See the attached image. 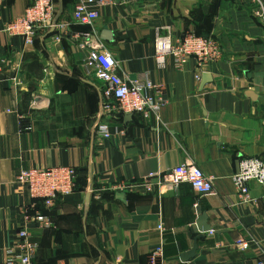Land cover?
<instances>
[{
  "label": "crops",
  "instance_id": "1",
  "mask_svg": "<svg viewBox=\"0 0 264 264\" xmlns=\"http://www.w3.org/2000/svg\"><path fill=\"white\" fill-rule=\"evenodd\" d=\"M52 2L55 21L69 25L58 41L51 31L25 46L0 32V59L18 63L0 72V264L28 203L17 175L54 166L76 170L75 189L41 209L50 228L31 226L37 264H147L158 246L163 264L264 263V186L250 182V200L242 202L232 182L242 159H264V23L254 6L120 0L100 9L93 27H81L71 24L75 0ZM30 3L0 0V27ZM162 28L175 38L192 31L220 43L221 59L205 67L212 80L201 91L194 60L180 70L170 59L157 68L153 43ZM85 32L100 37L120 77L149 72L159 87L154 97L164 102L159 118L99 116L102 86L84 65L87 51L73 40ZM99 124L109 139L99 138ZM185 162L212 177L211 195L199 197L188 185L146 192L135 184ZM196 207L213 234L199 232ZM194 245L195 255L183 261Z\"/></svg>",
  "mask_w": 264,
  "mask_h": 264
},
{
  "label": "built area",
  "instance_id": "2",
  "mask_svg": "<svg viewBox=\"0 0 264 264\" xmlns=\"http://www.w3.org/2000/svg\"><path fill=\"white\" fill-rule=\"evenodd\" d=\"M129 3L132 0H121ZM256 9L255 14L264 23V1L248 0ZM114 0H75L71 19L72 25L93 27L99 17V10L112 6ZM52 0H31L22 16L4 24L0 32L10 37H21L25 46H31L38 34L55 32L58 41L64 34L69 33V25L54 19ZM165 34L157 33L154 38V59L158 69H164L167 59L172 61L176 70H180L192 59L196 63L195 79L201 82L205 67L218 62L222 56L220 43L211 37L198 36L187 31L181 37L175 38L168 28H162ZM78 47L87 51L85 67L102 86V99L99 116L110 113L120 115H140L144 120L151 117L159 118L164 102L155 98L159 91L149 77V72L139 73L134 79H125L118 75V62L109 52L98 35L85 32L73 36ZM10 59H0V72L12 67ZM16 68V67H14ZM13 68V69H14ZM10 82H15L11 78ZM97 135L101 139H109L107 127L99 124ZM238 171L232 176L233 185L242 202L250 200L248 185L256 182L264 186V159L244 158L239 162ZM76 170L70 166H54L47 168H29L20 171L16 182L23 188L28 203L18 211L19 226L15 234V243L5 264H36L35 257L38 243L32 239L31 226L48 229L52 226L48 217L37 209L36 201H41L45 209L54 206L57 200L71 195L75 189ZM146 192L174 191L181 185H188L199 197L212 194L213 179L205 175L192 163H182L163 174H150L148 180L135 183ZM120 188L117 186L116 189ZM115 189V187H114ZM213 234V230L209 231ZM244 247H246L245 244ZM147 264H163V248L155 247L147 256ZM259 264H264L260 262Z\"/></svg>",
  "mask_w": 264,
  "mask_h": 264
},
{
  "label": "water",
  "instance_id": "3",
  "mask_svg": "<svg viewBox=\"0 0 264 264\" xmlns=\"http://www.w3.org/2000/svg\"><path fill=\"white\" fill-rule=\"evenodd\" d=\"M114 1L119 2L120 0H114ZM211 80H212L211 76L208 73L202 74L199 90L201 91L202 88L204 87V85L211 82ZM118 196L122 197V194H118ZM196 212H197L196 225L198 227L199 232L207 233V232L211 231L212 230L211 227L209 225H207L206 213H204L200 207H196ZM195 252H196V245H194L193 249L189 253L182 255V260L186 261V260L192 258L195 255Z\"/></svg>",
  "mask_w": 264,
  "mask_h": 264
},
{
  "label": "trees",
  "instance_id": "4",
  "mask_svg": "<svg viewBox=\"0 0 264 264\" xmlns=\"http://www.w3.org/2000/svg\"><path fill=\"white\" fill-rule=\"evenodd\" d=\"M195 34H196V33H195ZM196 35L201 36V35H199V34H196ZM203 37H206V36H203ZM36 204H37V209H39V210L42 212V214L45 215L44 211L41 210L42 208L45 209V208L43 207L41 201H36ZM35 262H36V261H35ZM36 264H37V263H36Z\"/></svg>",
  "mask_w": 264,
  "mask_h": 264
}]
</instances>
